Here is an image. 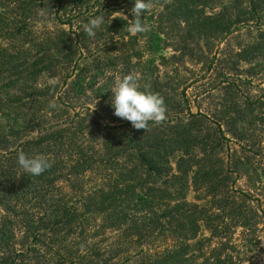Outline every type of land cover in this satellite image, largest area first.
I'll list each match as a JSON object with an SVG mask.
<instances>
[{"label": "trees", "instance_id": "1", "mask_svg": "<svg viewBox=\"0 0 264 264\" xmlns=\"http://www.w3.org/2000/svg\"><path fill=\"white\" fill-rule=\"evenodd\" d=\"M151 1L164 4L157 16L160 24L175 22L189 39L204 33L219 42L231 33L233 25V31L249 27L252 21L257 25L261 19L258 13L264 10V0ZM68 2L83 12V24L102 15L105 22L100 28L107 33H120L126 25L120 18L109 24L108 0H0V206L6 211L0 240L8 237L5 225L13 215L34 239L46 238L54 256L75 264L78 248L73 241L65 244L71 236L76 235L80 242L88 239L89 230L95 235L117 232L126 243L140 248L145 236L158 231L157 236L170 237L172 242L150 255L139 251L143 256L138 264H187L184 257L191 246L185 244L195 240L202 228L219 236L217 220L230 218L240 223L243 206L236 205L232 194L240 173L248 169L235 155L225 156L227 135L235 141L245 139L240 125L248 119L249 124L257 120L256 109H263L264 103L249 98L242 101L238 86L227 83L222 87L219 120L214 121L207 114L190 111L183 89L178 102L164 95L166 119L150 121L145 129L134 128L113 114V93L107 90V83L96 87L103 75L99 63L92 61L96 72L87 77L90 71L75 59L81 56L80 43L91 38L84 30H54L34 36L32 27L41 12L51 10L57 17ZM123 3L132 6L134 0ZM147 29L146 37L157 36L156 29L148 24ZM257 31L258 40L240 51L236 63L264 57V27ZM155 42H147L151 53L158 49ZM216 58L206 63V74ZM106 61V66H112L117 58ZM47 77L62 79L60 89L57 84L43 82ZM144 82L146 85L138 86L141 91L161 93L152 76ZM88 90L99 99L95 110L82 106V111L68 117L72 106H66L64 100L86 97ZM63 115L67 116L63 121H52ZM260 121L264 124V118ZM21 153L29 158L43 157L51 167L32 176L17 162ZM93 174L100 175L103 182L84 194L81 182ZM64 188L82 195L73 202ZM189 190L200 191L203 200L210 198L215 212L207 216L211 209L188 203ZM97 217L100 224L94 223ZM249 224L246 218L240 223L244 228ZM86 250L76 264H115L114 259L120 256V250L100 252L93 246ZM9 260L2 255L0 264Z\"/></svg>", "mask_w": 264, "mask_h": 264}, {"label": "rangeland", "instance_id": "2", "mask_svg": "<svg viewBox=\"0 0 264 264\" xmlns=\"http://www.w3.org/2000/svg\"><path fill=\"white\" fill-rule=\"evenodd\" d=\"M108 2L110 6L109 24L114 18H120L126 21V25H123L124 28L120 33H107L104 28L97 29L95 36H91L88 40L82 39L81 56L75 58H79V66L87 67L86 69L90 71L87 77L96 72L95 63L93 64L92 61L99 63L102 70L99 73L103 75L96 81V87H102L107 83V90H113L116 82L128 75L136 78L138 86H143L146 85L144 82L146 78L152 76L156 79L158 85L156 87L161 91L159 92L160 97L163 98L166 94L168 99L171 97L172 101L178 102L184 89L190 111L207 114L214 121L219 120V111L224 99L222 87L227 83L238 86L242 101L249 98L253 103L257 101V104L264 103V57L256 56L252 60L236 63L240 51L258 40L257 28L264 27V10L258 13L261 19L257 25L255 21H252L249 27H240L234 31L233 26L236 25H233L230 28L231 33L219 42L216 37L210 34L204 35V33L196 34L189 39L175 22L161 21L162 24H160L157 16L164 4L151 0H147L149 6L141 19L144 25L148 24L152 30L156 29L157 36L146 37L147 31L133 34L130 26L134 22L131 15L134 5H126L123 0H108ZM65 8L57 17L52 14L51 10H43L39 20L32 27L34 36L41 33H54V30L59 33V31L71 29V32L80 33L85 25L83 24L85 22L80 19L83 12L69 2ZM59 18L60 22L57 21ZM71 37L75 39L73 34ZM148 40H156L157 51L151 53L148 49ZM183 45H186V48L182 50ZM213 56L217 57L216 61L212 70L206 74V63ZM107 58H117V61L112 66H106ZM72 65L67 68L69 74ZM43 82L57 84L59 89L63 83L58 77L56 79L47 77ZM65 88L63 87L61 93ZM71 100L69 98L64 100L66 106L74 108L68 110V117L75 112L82 111V106L95 110L99 99H95L92 91L88 90L86 97H72ZM257 110L254 114L258 116L257 120L249 124L248 119L240 125L246 136L245 139L235 141L227 135L229 142L226 143L224 153L225 156L235 155L240 158L246 164L245 168L248 169V172L240 173L234 184L236 192L232 195L236 197V205L243 206L240 211L243 214L239 222L242 223L244 218L250 219V227L244 228L240 223L236 224L230 218H225L224 222L217 220L215 223L218 226L219 236L212 234L206 227L202 228L195 240L185 244L191 246L184 257L189 260L187 264H264V124L260 121L264 118V108ZM66 117L63 115L52 121H63ZM96 176L93 174L81 182L84 194H88L95 184L103 182L100 175ZM64 193L72 195L73 202L78 201L82 195L78 191L74 193L71 188H64ZM201 198L200 191L189 190L186 195L188 203L211 209L207 216L213 214L216 207H213L210 198L206 200ZM77 207L79 208V205ZM33 212L36 214L38 211ZM5 215V209L0 206V228L1 219ZM9 220H11L10 224L5 225L9 229L8 237L0 240V257L9 256L8 264H69L57 255L54 256V251L47 246L46 238L42 237L40 241H37L39 239H34L31 231L18 218L11 215ZM94 223L100 224V218L97 217ZM222 227H225V230L221 231ZM89 231L88 239L84 237L79 242L75 235L69 237L65 243L75 242L74 247L78 248V254L74 259L76 263L82 257L83 250L93 246L94 250L96 247L100 252L120 250V256L114 259L115 264H138L140 256H143L138 255L139 251L150 255L168 247L172 242L170 237L157 236L155 233L158 231H156L148 237L145 236L142 246L138 248L139 246L134 247L122 240L117 232H98L95 235L93 230ZM83 240H85L84 245L81 243ZM116 242L123 243V245L119 247ZM61 253L65 258V254L62 251Z\"/></svg>", "mask_w": 264, "mask_h": 264}, {"label": "clouds", "instance_id": "3", "mask_svg": "<svg viewBox=\"0 0 264 264\" xmlns=\"http://www.w3.org/2000/svg\"><path fill=\"white\" fill-rule=\"evenodd\" d=\"M148 6L147 0H134V6L131 9L134 22L130 26V31L133 34L144 33L148 30L141 19ZM104 22V16L97 15L84 25L83 30L88 36H95L96 30ZM111 91L113 93L111 97L113 114L131 122L134 128L145 129L150 121L159 123L166 119L163 98L152 92L141 91L136 83V78L132 75L118 80ZM50 107H55V105H50ZM17 162L32 176H39L51 167L47 159L43 157L29 158L23 153L18 156Z\"/></svg>", "mask_w": 264, "mask_h": 264}]
</instances>
